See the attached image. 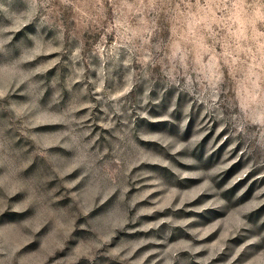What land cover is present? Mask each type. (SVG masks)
<instances>
[{
    "label": "rangeland",
    "instance_id": "1",
    "mask_svg": "<svg viewBox=\"0 0 264 264\" xmlns=\"http://www.w3.org/2000/svg\"><path fill=\"white\" fill-rule=\"evenodd\" d=\"M0 264H264V0H0Z\"/></svg>",
    "mask_w": 264,
    "mask_h": 264
}]
</instances>
